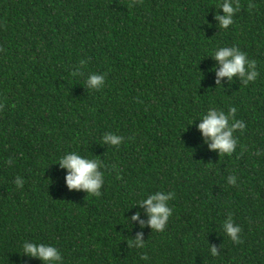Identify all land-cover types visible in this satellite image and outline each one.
Here are the masks:
<instances>
[{"label":"trees","instance_id":"obj_1","mask_svg":"<svg viewBox=\"0 0 264 264\" xmlns=\"http://www.w3.org/2000/svg\"><path fill=\"white\" fill-rule=\"evenodd\" d=\"M222 2L0 0V264H43L22 255L33 240L62 264H264V0H233L227 29ZM222 46L256 62L255 81L216 86ZM210 107L245 124L230 155L193 120ZM110 132L119 145L102 143ZM66 152L101 161L99 197L66 187ZM156 191L173 194L161 232L133 205ZM229 215L239 243L222 230Z\"/></svg>","mask_w":264,"mask_h":264},{"label":"clouds","instance_id":"obj_2","mask_svg":"<svg viewBox=\"0 0 264 264\" xmlns=\"http://www.w3.org/2000/svg\"><path fill=\"white\" fill-rule=\"evenodd\" d=\"M239 8L233 0H223L217 5V9L222 11L214 14V19L221 28L227 29L233 24L234 13ZM210 57L216 61L218 68L214 65L211 71L215 72L216 86L220 85V78H227L229 82L233 77H238L243 84L256 80L258 72L256 71V62L247 58L246 54L236 46L217 47L212 51ZM77 73H73L76 75ZM105 77L102 74L92 73L85 81L88 89L99 90L104 84ZM235 108H229L226 113L222 109L210 107L205 113L200 114L199 123L196 125L204 143L209 150H216L219 155H230L235 151L237 139L234 136L236 130H243L245 124L243 121L236 120ZM191 120L189 124L193 122ZM102 143L112 146L119 145L123 137L114 133H106L101 138ZM61 169L66 171L64 182L69 190L84 191L87 195L99 197L101 188L104 184V173L101 161L96 158H87L76 152H66L57 163ZM236 176L228 177L229 184L236 183ZM17 187H22L23 181L17 177L14 181ZM171 192L156 191L147 194L144 198L136 201L133 205H139L144 209L147 215V225L152 231L161 232L165 229L169 217L172 215V209L168 206V201L172 199ZM131 205L130 208L133 206ZM140 211L134 212L130 219L137 221L143 227L145 222L141 221ZM223 232L235 243L240 242L241 227L233 222L231 215L225 219L221 225ZM132 246L143 248L144 242L141 240V233H137L135 239L130 242ZM23 256L38 258L43 264H62V256L59 250L51 245L39 243L36 241H24L22 243ZM211 255H217L215 247H210ZM147 259L146 256L141 257Z\"/></svg>","mask_w":264,"mask_h":264}]
</instances>
